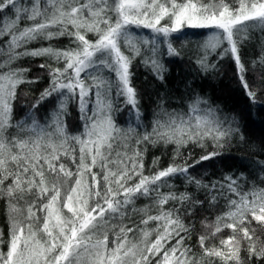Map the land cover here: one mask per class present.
Instances as JSON below:
<instances>
[{
	"label": "snow or ice",
	"instance_id": "obj_1",
	"mask_svg": "<svg viewBox=\"0 0 264 264\" xmlns=\"http://www.w3.org/2000/svg\"><path fill=\"white\" fill-rule=\"evenodd\" d=\"M133 27L149 30L148 35L140 34L134 41ZM256 30L264 33V0H0V37H8L0 47V55L7 56L4 64L26 57H47L63 64L55 68L39 65L48 72V87L26 106L30 124L22 121L16 126L29 134L28 138L8 139L5 133L17 86L35 81L25 79L28 69L9 68L0 73V197L6 198L8 205L7 251H0V264H193L187 259L189 249L181 235L187 234L188 228L175 210L163 206L170 200L193 205L204 200H195L188 192L160 191L170 187L176 177L202 190L209 206L218 195L227 200L226 216L230 219L217 217L215 231L225 227L232 234L220 240L221 249L205 247L206 237L201 235L198 243L206 256L240 264V242L244 240L250 264H256L251 258L264 264V244L257 246L259 238L249 227L253 222L264 227V189L242 193L238 183L242 175L209 183L193 175L199 172L197 166L204 168L206 162L222 156L233 138L243 142L253 125L264 126V87L253 90L255 81L250 86L241 50ZM205 35L197 64L204 72L215 68L208 62L209 53L231 62L242 94L239 107L223 114L197 94L190 104L196 115L169 113L163 107L166 97L159 95L154 103L160 111L153 117L162 116L163 120L153 119L150 132L139 134L133 128L122 132L113 119L117 113L121 123L125 116L134 117L137 128L149 119L141 113V100L131 83L133 61L139 57L164 86L170 69L162 59L166 56L168 63H179L180 53L172 40L183 42ZM59 37L68 38L74 46L29 48L33 42ZM161 45H166L163 52ZM70 99L77 103L84 124V132L78 136L66 133ZM57 104L50 123L36 119V112H47L50 105ZM133 133L136 139L131 155L116 152L113 157L114 145L119 147L118 141L129 140ZM259 140L264 145V136ZM157 143L172 145L177 155L191 145L199 148L201 155L191 163H173L146 176L139 146ZM62 156L71 161L75 171L66 167ZM254 163L264 170V160ZM240 166L246 167L243 162ZM8 180L11 182L6 184ZM25 196L30 199L21 209L18 204ZM138 197H153L159 214L141 221L145 225L149 220L158 222L155 239H149L151 232L140 229V242L134 243L128 239L134 229L123 220ZM109 232L114 238L111 247ZM2 237L0 233V243L5 242ZM172 239L176 243L166 247Z\"/></svg>",
	"mask_w": 264,
	"mask_h": 264
},
{
	"label": "trees",
	"instance_id": "obj_2",
	"mask_svg": "<svg viewBox=\"0 0 264 264\" xmlns=\"http://www.w3.org/2000/svg\"><path fill=\"white\" fill-rule=\"evenodd\" d=\"M186 31L208 33L211 29H186ZM132 32L134 41H136L140 34L147 36L149 30L133 27ZM89 38L94 39L92 34H89ZM205 39L206 35L192 36L183 42L172 40L173 47L180 53L179 63H168L169 58L166 56L162 59V63L165 64L167 69H170V71L165 73L164 86L160 85L154 78L150 67L146 66L139 57L133 61L131 83L141 100L140 111L147 114L149 119L142 120L144 127L137 128L134 117L125 116L123 118L125 122L121 123L120 114L117 113L113 119L122 132L127 131L128 128L136 129V133L139 134H143L144 131L150 132L153 119L163 120L162 116L153 117V113L160 111L154 103L159 95L166 97L163 107L169 113L179 112L181 114L188 113V115L192 116L196 115L191 113L190 104L192 98L197 94L206 99L213 107H218L222 110L223 114H229L232 110L239 107L242 94L231 62L227 59L223 61L217 60L215 54L209 53L208 62L210 65L215 64V68H210L204 72L197 64L203 54V48H200V46L203 45ZM7 40V36L0 37V47H3L4 42ZM49 45L58 49L74 46L68 38L59 37L52 41L33 42L29 45V48L48 47ZM165 49L166 45H161V51L163 52ZM4 50L6 52V48ZM241 50L245 53L243 58L247 61L245 65L246 79H248L250 86H253L255 81L253 90L259 91L260 87H264V33L259 30L250 33ZM142 51L147 57V51L143 48ZM6 59V55H0V64H4ZM171 59L177 58L172 57ZM42 63L49 64L53 68L63 66L62 62H57L47 57H26L13 61L11 65L4 64L3 67H0V73L7 72L9 68L28 69L25 73V79L35 81L33 83L20 84L16 88L15 99L12 102L10 127L5 133L8 139L13 137L28 138L29 134L20 132L16 126L22 121L30 124L26 106L34 103L39 98L40 93L48 87V72L39 68ZM104 75L107 76L108 73L105 71ZM190 89L195 91L191 92ZM56 107H58V104L56 106L50 105L47 112L42 109L36 112V119L41 124L46 121L50 123ZM92 107L93 104L89 103L88 108L91 109ZM22 109H25L23 113L21 112ZM67 111L70 115L65 118L66 133L69 136L81 135L84 132V124L79 117L78 105L74 100H68ZM188 115H185L184 118L188 119ZM136 133H133L127 141H118L119 147L114 145L113 157H115L116 152H127L128 155H131V149L135 147ZM261 136H264V126L253 125L251 129L245 132V141L241 142L233 138L231 143L225 146L222 156L217 157L215 161L206 162V167L204 168L197 166L199 172H193V175H196L197 178L202 176L204 183L222 180L223 177L228 175H242L243 179L238 181L242 193L258 192L264 189V170L257 167L254 163L255 161L264 160V154H262L264 153V145H261L259 140ZM125 144H127V148H125ZM139 148L142 155L143 173L146 176H150L155 171L166 168L173 163L183 164L185 161L191 163L193 159H198L201 155V150L191 145L188 146L187 150L182 149L179 155L173 152L172 145L161 146L159 143L155 145L141 144ZM15 151L13 149L14 153ZM61 160L66 164V167L75 171V167L70 160L63 156ZM242 162L246 167L242 168L240 166ZM9 167H12L11 163ZM93 171H98V169H93ZM72 179L74 180L75 177ZM87 179L90 182L91 178L88 177ZM10 182L8 180L5 183ZM134 182L135 180L132 181V183ZM160 191L163 193L173 192L176 195L188 192L195 200H204L203 204L197 203L195 205L188 201L177 203L170 200L163 208L169 211L175 210L174 214L180 215L182 223L189 230L187 234L181 233V235L185 236L184 247L189 249L187 255L189 261H192L193 264H225V261L220 257L206 256L198 243L199 237L203 235L206 237L205 247L221 249L220 240H227L232 234L231 230L225 227H221L220 232L215 231L217 217L224 216L225 219H230L226 216L229 207L225 197L218 195L217 200L209 206L208 201L204 199L202 190H195L192 186L186 185L180 177L170 181V187H163ZM229 195L231 196V194ZM231 198L234 199L235 196H231ZM28 199H30V196H25L24 200L18 204V207L23 209L25 200ZM185 209L188 210L185 211ZM158 214L159 206L153 197L136 198L134 203L129 206V212L123 220L125 226L134 229L133 232L128 233V239L134 243H139L140 229L151 232L152 235L149 239H155L156 233L154 229L158 222L149 220L145 225L141 221L142 219H147L148 216ZM249 227L250 231L254 230L259 238L257 246L264 244V227L255 222ZM0 233H3L2 239L5 241L0 243V251H7L8 205L6 198L3 197H0ZM113 239V234L109 232V247L112 246ZM175 243L176 240L172 239L166 247H171ZM239 258L240 264H250V258L247 255V241L241 240L240 242ZM251 259L255 260L256 264H259L258 258ZM228 264H235V261H229Z\"/></svg>",
	"mask_w": 264,
	"mask_h": 264
},
{
	"label": "rangeland",
	"instance_id": "obj_3",
	"mask_svg": "<svg viewBox=\"0 0 264 264\" xmlns=\"http://www.w3.org/2000/svg\"><path fill=\"white\" fill-rule=\"evenodd\" d=\"M200 48H203V45H202V46H200Z\"/></svg>",
	"mask_w": 264,
	"mask_h": 264
}]
</instances>
